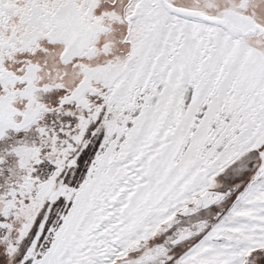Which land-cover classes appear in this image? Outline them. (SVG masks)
Returning <instances> with one entry per match:
<instances>
[{
    "label": "snow or ice",
    "instance_id": "1",
    "mask_svg": "<svg viewBox=\"0 0 264 264\" xmlns=\"http://www.w3.org/2000/svg\"><path fill=\"white\" fill-rule=\"evenodd\" d=\"M0 264H264V0H0Z\"/></svg>",
    "mask_w": 264,
    "mask_h": 264
}]
</instances>
